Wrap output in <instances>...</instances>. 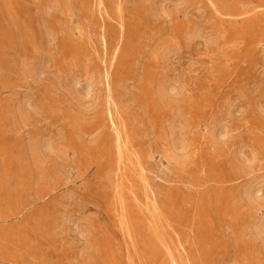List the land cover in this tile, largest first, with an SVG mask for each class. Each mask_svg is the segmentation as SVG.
Listing matches in <instances>:
<instances>
[{"label":"rangeland","instance_id":"rangeland-1","mask_svg":"<svg viewBox=\"0 0 264 264\" xmlns=\"http://www.w3.org/2000/svg\"><path fill=\"white\" fill-rule=\"evenodd\" d=\"M51 1L53 0H13V1L12 0H0V59H1L0 65L3 67L1 68L0 66V88L1 86H3V84H7V83L8 85H10V87L16 86L14 90H11L9 88V89L0 91V108L3 109L8 106L16 105L19 103L18 101H20L24 96H31L32 100L37 103L39 111L42 110L41 113L39 112V114L34 117V120H33L34 128H32L30 131L17 134L12 130L11 127L6 126V124H0V159H1L0 162L3 164V168L5 169V170L3 169L2 171L1 170L2 165L0 164V207H1L0 208V230L3 231V234L0 231L1 233L0 234V264H42V263L44 264H64V263L65 264H76V263L82 264L81 262H77V260L75 261V259H73L75 257L73 256V254H71L74 251H77L78 249L74 248L73 244H70L69 246H67V243L70 242L69 238L74 237L72 233L68 234V236L66 237L67 239L65 238V241L58 240V243L56 245H53L52 242L49 241L48 237H45L43 234H38L35 231L38 220L42 219V221H45V222L47 221V225L49 224V221L52 219V217H49L47 214L52 213L49 211L54 208L55 204H59V203H68L69 205L64 204V206L66 208V211L68 212L70 211L69 213L72 216L78 215V212L81 215V212H82L83 218L91 222L95 230L94 232L99 242V248H100L99 253H98L99 256L96 259V262L94 264H110V263L111 264H142V261H143V264H145L147 254L143 248V245L141 244L142 242L141 238H143L144 236L141 238H138L137 242L139 244L137 248L135 249L136 251L135 253V251H133L132 248L131 249L129 248L128 246L129 244L127 242L128 240H126L125 237L119 231L118 223L115 221L113 213L110 210V206L108 202H109V199L111 198L110 196L111 192L105 188L106 186H104V184H102L97 179V176H96L97 168L93 164V161L94 159H96V157H98L102 153L101 148H103V146L105 145L104 144L105 141H107L106 138H108L109 136V134L107 135L108 130H106L108 128L107 125L102 127L100 131L92 137L90 136V126H89L90 123L86 124L85 126L81 128L82 132L84 131L85 133H87V135L82 136V132L78 133V131H74V129H70L68 126H66L65 121L62 117V112H63L62 109H59L60 106H58V103H56L57 100L63 101L65 97L63 94H58L56 96H53V94L49 92L48 90V85L50 82L56 81L59 77H62L64 75L62 73L61 68H62V62L67 60L69 57V55L65 56V54L67 53L71 54L76 51L79 54V57H81L83 60H86L87 58L90 60V55H91V58H93L94 60L93 65H95V67L103 66L101 64V58L107 59V61L108 59H110L109 62L107 63L111 64L109 73L111 76L110 78H112V82H114V77L116 78L117 76L123 77L124 79L127 80L126 81L127 85L130 87V92L128 93V97L132 95V97H130L131 99L129 98L127 101L131 106L130 111H129L130 115L126 117V123L128 122L127 130H129V128L131 129L128 131V133L132 135L134 134V136L138 135V137H140L141 132H142L141 134L152 132V134L155 135V133L157 132V129L155 128L152 129L151 127H149L151 126V122L149 121L148 115H147L148 114L147 112H151L153 110V106L151 105L149 101H145V99H143L144 97H142L143 96V93H142L143 92L142 91V85H143L142 80L143 79L142 78L145 75V71L143 69L147 65L146 61L149 60L147 53L143 50V43L145 41V38L148 37L149 34L153 33V32H150V30L152 29H154L152 31L158 32L161 37H163L164 35L167 36L170 34L174 37V39L178 40V43H179V45L177 46L178 50L175 56L172 58L171 60L172 63L169 67L170 75L182 76L188 83L190 82V88H192L195 91L194 92L195 95H197L200 100V102L197 101L198 105L196 104V106L193 108V110H195L196 119L199 120L197 122L194 119V121H196V123L200 122L199 123L200 126L194 127V132H193V140H194L193 142H195V144H198L197 146H199V148H197L196 150L197 151L196 168L194 169L197 172V174H194V175L190 174L191 176L186 174L182 176L186 181L189 180L188 182L190 183V185L192 183L191 186L190 185L188 186L189 190L185 191V196L187 197V201H189V203L191 204V206L187 205L184 208L185 210H187V208L189 209L188 214H186L185 223L187 224L188 226L187 229L190 232L189 242L185 247H186V250L189 251L191 242H193L194 238H195L194 240L195 242H200L202 240L207 239L209 247L206 251H208L209 257H207V255L203 256L205 257V262H206L204 264H223V263L226 264V262L230 260V257H232L231 249L225 250V249H221V247L216 248L212 245L211 246L209 245L210 240L214 237H212V235L210 234L209 225L207 223L209 222L208 218L210 215L212 219L211 221H213V229L215 230V236L219 238V240L222 241V243L228 240L229 241L231 240L232 235L229 234V231L227 230L225 231L222 220L219 218V214L217 213L218 211L216 207H218V204L216 201V195H217L218 188L220 185L219 182L222 180L223 175L224 177L227 175L228 176L234 175L233 170L235 169L233 167L231 168V165H230L232 161L230 156L232 154H230V149H228V152L226 151V152H223L222 154L210 152L208 150L207 145L202 141V139L201 141L199 140V137L201 138V136L204 135L205 131H203L202 129L204 128L205 124H207L208 118L212 115H215L216 111L219 108V105H221L223 101L231 102L229 107L222 110L223 114H221L222 112H220L219 114L224 117L226 124L230 123L231 127L234 129L233 135L234 134L237 135V137H235L236 135H234V138H236L235 142L240 143L239 147H241V149L245 153H247V151L249 152L256 151L259 153L260 158L262 159L259 164V166L260 165L261 166H260V170L256 172L255 175H258L260 177L261 175L264 174V124H263L264 114H262L256 106L257 103H261V102L263 104L261 103L260 105L264 106V101H263L264 100V94H263L264 93V47H263L264 46V40H263L264 39V13H263L264 7H262L264 6V0H251L252 5L250 8L253 9L254 16L252 17V20L249 21L247 24H245V20L240 17L227 16V17H222L218 19L216 15H217V11L223 12V13H229L232 9V6H231L232 2H239V1L244 2L248 0H187L186 6L184 5L183 8L180 9L181 12L180 10L176 14L172 12L169 14L170 15L169 17L168 16L165 17L162 14H158L157 17H153L151 12H148V10L144 11L140 7V5L137 4L138 3L137 0H130V1L129 0H112L113 3L111 2V0H105L106 4H105V7L103 8V13H102L104 19H101L100 18L101 16H99V11H97V9L95 8H91L90 5L83 6L82 4H80L79 6L80 0H77V1L67 0L68 3L65 0H61V1L55 0L59 3L60 9H58L57 12L55 11H52V13L51 11L48 12L46 9V6ZM119 1L120 3L121 2L122 3L121 4L118 3ZM5 2L6 4H4ZM261 3H263L262 6L260 5ZM117 5L119 6L120 11L117 10ZM163 5L171 9L172 8L171 5H173V0H165L163 2ZM15 6L17 8H15ZM128 6L129 7L131 6V7L129 8ZM5 9L6 10L10 9V10L6 11ZM111 9H114V11ZM45 14H47V16ZM8 15L9 17H11L10 19L8 18ZM159 17L160 18L162 17L163 19L162 18L160 19ZM136 18L140 22L137 23ZM14 19H17L16 22H14L15 21ZM183 20H185L186 22ZM120 21L122 23V27L119 25ZM13 23H15V25ZM161 23L164 26H162ZM93 24L94 25L96 24V25L94 26ZM184 24L185 26L183 27ZM48 25H50L51 28L56 30L55 31L56 39L54 40V42L53 41L47 42L48 35H47L46 26ZM91 25L93 26V28L91 27ZM169 25L170 27L168 28ZM191 25H193L194 27ZM219 25L228 29V30L224 29L225 31H227L226 37L228 39H238L237 46L233 49V51L230 52V54L228 55V58L226 60H223V61H226L225 62L226 64L224 65L220 64L215 56H211L209 52L205 50L206 39H208L209 35L212 34V29H214L215 26L217 27V29H219ZM58 27L62 29L60 30ZM116 27L118 28V31ZM196 27L197 29H195ZM107 28L109 31L107 30ZM164 28L166 30H164ZM183 29L187 33H190V31L192 32L193 30L194 31L193 37L195 38L194 39L191 38L190 40L186 41V39H184L182 36L184 33H186L184 32ZM105 31L108 32V35H110L109 37L106 34L107 32L105 33ZM167 31L169 32L167 33ZM60 32H63V33H60ZM102 33L105 36V39L103 41V46H101L100 44V38H101L100 35ZM144 33L146 35H143ZM206 34H208V36H206ZM93 36H96V37H93ZM121 36L122 38H124L122 44H120V42H117L118 38ZM61 38H63V40ZM66 38L68 39L66 40ZM261 39L262 41H260ZM70 40L72 43H70ZM138 42L139 43L141 42L142 44L141 43L139 44ZM255 42L256 44L257 43L258 44L256 45ZM71 44L72 45L74 44V46H72ZM203 44H204V47H203ZM59 46L62 48L65 47V49H62ZM115 46L119 47L118 49L119 52L117 55H114L115 54L114 51L117 48ZM131 46H133V48ZM134 48L136 49L135 52H134ZM126 50H127V53H126ZM50 53L53 54L54 57H52ZM96 53L97 55H95ZM140 53L142 56L140 55ZM138 54L141 56V59H140L141 64L140 63L137 64V68H135L136 65L134 66L133 59H135ZM125 55H126V58H125ZM129 56H132L133 58L131 57L129 58ZM117 57H118V60H117ZM51 59H54V60H51ZM56 62L59 66L56 64ZM27 63H30V65H33L36 67L38 66L37 68L40 67L39 70L41 71L42 75L36 82H32V81L30 82L27 79H25L23 76L24 73L22 71L23 70L22 67L24 64H27ZM134 68L137 73L134 71ZM131 77L133 79H130ZM131 80L132 82H130ZM60 95H62L63 97ZM53 97L58 98V99H54ZM37 98H39L40 100ZM202 102L204 106L202 105ZM44 104H47V105L44 106ZM232 105L234 106V108ZM241 105H243L242 107L248 106L247 111H244L242 114L240 112H237V113L234 112L235 109H237V107ZM139 106H141V110ZM252 106L255 108H253ZM53 108H55V110H53ZM248 109L250 110V112L248 111ZM231 111L235 114H232ZM131 116H133V120L136 121L134 122V124L132 123L131 119L129 120ZM238 116H240V118ZM237 119H238V122H237ZM145 120L149 124L145 123ZM96 121L97 122L95 123L98 125L99 124L98 122L100 120L96 119ZM258 121L261 123V125ZM248 127L251 128V130ZM45 128L47 131H45ZM59 129H61L60 130L61 132L58 135L59 137H56L58 150L56 154L52 156L51 159H49V164L47 165V169L54 171V173L56 174H59V176L61 177L60 179L62 180L60 181L62 182L63 185L59 187L60 191L58 190L55 193V195L53 194V196L51 195L50 197H48L46 201L42 203H38V202H35L36 191L41 189L44 185L43 183L41 184V182L37 181L36 173H34V171L32 170L30 171V168L32 167H27L26 165H24L23 159L30 158V152H28L29 148L28 146H25V145H28L29 141H31V139H33L34 136H37L38 138L39 137L40 138L49 137L52 135L54 136L55 133L57 134V131ZM250 131L252 133H250ZM101 132H103L107 136H105ZM241 132H244V133H241ZM246 134L247 136L245 138ZM77 135L79 137H77ZM239 135H241L242 137ZM97 136L98 138L99 137L100 138L99 139L96 138ZM195 137L197 138L195 139ZM239 137L243 138L244 140L243 139L241 140V138ZM94 139L96 141H94ZM145 143H147V145H145ZM133 144L135 147L134 150L141 152L142 161L144 159L143 163L145 165L144 167L147 170V172L149 173L152 171L154 173L157 172L160 169L159 167H161L159 166L158 161L162 160L160 158L161 149L158 143L151 141V139L147 138V136L141 135L140 139L136 141L134 140ZM249 144H251V146ZM19 146L21 148H19ZM147 147L149 149H147ZM147 153H148V156H150L149 159L145 158L147 157ZM152 153H153V156H152ZM16 155L18 158L16 157V159H14ZM67 166L69 168H67ZM15 167H17V169H15ZM161 169L163 170V168ZM211 171H213L212 174H211ZM29 172L31 175H29ZM149 173L147 174V177L148 176L152 177V175ZM24 176L25 178H23ZM5 180L6 182L7 181L8 182L6 183ZM151 180H150V184L153 187V189L155 187L154 190L156 192L158 190L160 191L168 190V191L173 192L174 189L179 184V181L173 175L166 178L165 183L161 182L159 179L154 180L153 177L151 178ZM242 182L243 180L235 183V185L241 186ZM21 187L22 189H20ZM230 187H228L227 190H229ZM27 189L29 191H26ZM211 189H213L212 190L213 195H211ZM208 192L210 193L211 199H209L210 196ZM263 192H264V186H263ZM105 195L108 196V199L107 198L105 199L106 197ZM206 195H208V197ZM139 197L142 198L141 194H139ZM10 198H11V202L8 203L9 202L8 200H10ZM172 200H174V202ZM33 201H34V204H33ZM53 201L56 202L54 203V205L52 204ZM160 201L163 203L162 204V207H163L162 209L164 211L163 219L167 220L170 223H171L170 220H173V222L171 223V227L169 228V233H171L172 228L173 230L177 228L176 223H175L176 221L174 220L176 217H178L176 208L178 206L179 208H181V205L184 206L183 202L181 201V198L179 199V203L174 198H171L169 201L168 199L165 200L164 198H160ZM48 202H50V204H48ZM213 202L216 204H213ZM129 203L132 204L131 202ZM23 205L31 206V208L27 209L25 212H22L23 214H21L15 220L14 212H17L18 211L17 209L19 208V206H23ZM4 206H6L7 208L6 207L3 208ZM169 207H171L172 209H168ZM244 211L246 210L245 209L243 211L241 210V213H238L239 215L238 219L233 223L235 225L234 229L238 228L243 223L244 224L248 223L250 214L248 211L246 212ZM28 214H29V217H28ZM215 214H217V217L214 216ZM207 215H208V218H207ZM263 215H264V212L263 210H261L259 216H263ZM41 216H43V218ZM84 216H87V217H84ZM214 218L217 220H215ZM242 218H243V221H242ZM1 221L4 223H2ZM215 221H218V222H215ZM240 221L241 223H239ZM47 225L45 224L43 226V229H42L43 232L47 230V227H46ZM31 229L33 230L31 231ZM229 236H231L230 239L228 238ZM31 239L33 242L31 241ZM27 242H28V245H27ZM73 243L75 242L73 241ZM226 243H229V242H226ZM47 244L49 246H46ZM43 245L44 247H42ZM8 250H10V252ZM44 250H46V252ZM24 251L26 253L25 255L23 253ZM142 251L143 253H141ZM31 252L33 255L31 254ZM210 253L214 255H211ZM177 255L179 257H182L185 255V253L179 251ZM42 256L44 258H42ZM59 256H61L62 258H60ZM219 256L220 257L222 256L221 257L222 259ZM50 259L52 260L50 261Z\"/></svg>","mask_w":264,"mask_h":264},{"label":"bare ground","instance_id":"bare-ground-1","mask_svg":"<svg viewBox=\"0 0 264 264\" xmlns=\"http://www.w3.org/2000/svg\"><path fill=\"white\" fill-rule=\"evenodd\" d=\"M57 1L53 0V1L48 3V5L46 6V9L48 12H50V11H51V13H52V11L57 12L58 9H60V5ZM59 1H61V0H59ZM65 1H67V0H65ZM75 1H77V0H75ZM137 1H138L137 4H139L140 7L144 11L148 10V12H151L153 17H157L158 14H162L165 17L166 16L169 17L170 16L169 14L172 12L174 14H176V13H178V11L181 8H183L184 5L186 6V2H187V0H173V5H171L172 8L169 9L163 5V2L165 0H162V1L161 0H137ZM111 2H112V0H111ZM67 3H68V1H67ZM118 3H120V1ZM4 4H6V2ZM80 4H82L83 6L90 5L91 8L97 9V11H99V16H101L100 18L104 19L102 13H103V8L105 7V4H106L105 0H80L79 6H80ZM70 5H71V3H70ZM133 5H135V4H133ZM251 5H252L251 0L244 1V2H240V1L239 2H232L231 3L232 9L229 13H223V12L217 11L216 17L218 19L222 18V17H227V16H229V17H240V18H243L245 20V24H247L249 21L252 20V17L254 16L253 9L250 8ZM260 5L262 6L263 3H261ZM66 6H67V4H66ZM63 7H64V5H63ZM120 7H122V6H120ZM262 7H264V6H262ZM5 8H7V7H5ZM15 8H17V7L15 6ZM119 9L120 8L117 5V10L120 11ZM8 10H10V9H7L6 11H8ZM111 10L114 11V9H111ZM185 10H186V8H185ZM180 12H181V10H180ZM9 15H8V18L10 19L11 17H9ZM45 15L47 16V14H45ZM133 17H135V16H133ZM14 20H15L14 22H16L17 19H14ZM124 20H126V19H124ZM79 21H81V20H79ZM121 21L119 22V25L122 27ZM167 21H169V20H167ZM183 21H185V20H183ZM134 22H135V20H134ZM138 22H140V21H138V19H137V23ZM77 23H79V22H77ZM82 23H83V21H82ZM13 24L15 25V23H13ZM80 24H81V22H80ZM161 25H162V23H161ZM166 25H168V24H166ZM194 25H195V23H194ZM221 25H219V29H217L216 26L214 29H212V34L209 35L208 39H206L205 50L208 51L211 56H215L220 64L224 65V64H226L225 63L226 61H223V60H226L228 58V55L230 54V52L233 51V49L237 46L238 39H228L226 37L227 31H225L228 29L222 27L223 25L222 26ZM115 26H117V25H115ZM162 26H164V25H162ZM184 26H185V24L183 25V27ZM191 26H193V25H191ZM91 27L93 28L92 25H91ZM150 27H151V25H150ZM169 27H170V25L168 26V28ZM197 27L195 29H197ZM46 28H47V35H48L47 36V38H48L47 42L48 41L54 42V40L56 39V32H55L56 30L51 28L50 25L46 26ZM116 29L118 31L117 27H116ZM107 30H108V28H107ZM152 30H154V29H152ZM152 30H150V32H153V33L149 34V36L145 38V41L143 43V50L147 53L149 60L146 61L147 65L143 69L145 71V75L142 78L143 79L142 80L143 81V85H142L143 96L142 97H144L143 99H145V101H149L151 103V105L153 106V110L151 112H147L148 114L147 113L146 114L148 115V119L151 122V126H149V127H151L152 129H154V128L157 129V132L155 133V135L152 134V132L146 133V134H141L142 133L141 132L140 137H141V135L147 136V138L151 139V141L158 143V145L161 149L160 158L162 160L158 161L159 166H161V167H159L160 169L157 172H155V173L153 171L150 173L147 172V170L144 167L145 165L143 163L144 159L142 161L141 152L134 150L135 147H134L133 142H134V140L135 141L139 140L140 137H138V135L134 136V134L133 135L129 134L128 131L131 130L130 128H129V130H127V123L128 122L126 123V117L130 115L129 111H130V107H131L127 101L130 97H132V95L128 97V93L130 92V87L127 85V82H126L127 80L121 76H117V78L114 77V82H112V78H110L111 76L109 73L111 64L107 63V62H109L110 59H108V61H107V59L101 58V64L103 66H100V67L96 66L95 67V65H93L94 60H93V58H91V55H90V60L88 58L86 60H83L81 57H79V54L76 51L71 53V54L67 53V54H65V56L69 55V57L67 60L62 62V68H61L62 73L64 75L62 77H59L56 81L50 82L48 85V90H49V92H51L53 94V96H56L58 94L64 95V97H65L64 100L63 101L57 100L56 103H58V106H60L59 109H62V111H63L62 117L65 121L66 126H68L70 129H74V131H78V133H79V132H82L81 128L83 126L90 123V125H89L90 126V136L92 137V136L96 135L102 127L107 125L108 128L106 130H108V133L107 132L106 133H107V135L109 134V136H108V138H106L105 136H107V135H105L103 133L104 131L101 132L105 135L104 137L107 139V141H105V143H104L105 145L103 146V148H101L102 153L98 157H96V159H94L93 164L97 168V174L95 173L97 176V179L102 184H104V186H106L105 187L106 189H108L111 192V195H110L111 198L109 199V202H108L109 206H110V210L113 213L115 221L118 223L119 231L125 237V239L128 240L127 242L129 244L128 245L129 248L130 249L132 248V250L135 251V249L137 248V246L139 244L137 242L138 238H141L144 236L143 238H141L142 242L141 241L140 242L143 245V248L147 254L145 264H204L206 262H205V257H203V256L207 255V257H209V253H208V251H206L209 247L207 239L202 240L200 242H195L194 241L195 238H194L193 242H191L189 251H187L186 247H185L189 242V233L190 232L188 231V229H187L188 226L185 223L186 214H188L189 209L187 208V210H185L184 208L187 205L191 206V204L189 203V201H187V197L185 196V191L189 190L188 186L190 185V183L188 182L189 180L186 181L182 177L186 174H188L189 176H191L190 174H193V175L197 174V172L194 169L196 168V157H197V151L196 150H197V148H199V146H197L198 144H195V142H193L194 141L193 140V132H194V127L200 126V124H199L200 122L196 123V121L198 122L199 120L196 119L195 110H193V108L196 106L197 101L200 102V100H199V97L197 95H195V93H194L195 91L192 88H190V82L188 83L182 76L170 75L169 67L172 63L171 62L172 58L175 56V54L178 50V48H177V46L179 45L178 40L174 39V37L170 34L167 36L164 35L165 37L164 36L161 37L158 32H155ZM164 30H166V29L164 28ZM167 30H169V29H167ZM106 32L107 31H105V33ZM168 32L169 31H167V33ZM184 32H186V31L184 30ZM60 33H63V32H60ZM91 33H93V32H91ZM235 33H236V31H235ZM106 34L108 35V32ZM80 35H81V33H80ZM143 35H146V34L144 33ZM109 36L110 35H108V37ZM182 36L184 39H186V41L190 40L191 38H193V39L195 38V37H193L194 36L193 30H192V32L190 31V33H187V32L184 33ZM206 36H208V34H206ZM93 37H96V36H93ZM100 37H101L100 38V44H101V46H103V41L105 39V36L102 33L100 35ZM90 38H91V36H90ZM61 39L63 40V38H61ZM67 39L68 38H66V40ZM116 39H117V37H116ZM123 39L124 38H122V36H121L118 38L117 42H120V44H122ZM108 40H109V38H108ZM260 41H262V39ZM70 43H72L71 40H70ZM70 43H69V45H70ZM96 43H98V42H96ZM255 44H256V42H255ZM72 46H74V44ZM115 47H117V46H115ZM131 47L133 48V46H131ZM203 47H204V44H203ZM60 48H62V47H60ZM135 48H134V52L136 51ZM62 49H65V47ZM118 49H119V47H117L115 49V51H114L115 54L113 53L114 55L118 54V52H119ZM76 50H77V48H76ZM109 51H111V50H109ZM97 53L95 55H97ZM126 53H127V50H126ZM261 53H262V51H261ZM120 54H121V52H120ZM140 55H141V53H140ZM140 55L138 54L137 57L135 59H133L134 66L136 65L135 68H137V64L140 63V59L142 56V55L141 56ZM51 56L54 57L53 54H51ZM118 57H117V60H118ZM130 57L133 58L132 56H129V58ZM114 58H115V56H114ZM125 58H126V55H125ZM54 59H51V60H54ZM242 60H243V58H242ZM142 61H143V59H142ZM119 62H121V61H119ZM1 64H2V62H1ZM56 64H57V62H56ZM108 64H109V66H108ZM129 66H130V64H129ZM37 67L30 65V63L24 64L22 67L23 68L22 71L24 73L23 74L24 78L30 82L31 81L36 82L42 75L41 71L39 70L40 67L39 68H37ZM1 68H3V67L1 66ZM135 68H134V71H135ZM59 72H61V71H59ZM136 78H138V77H136ZM130 79H133V78L131 77ZM130 82H132V80ZM15 87H13V86L10 87V85H8V83L3 84V86H1V88H0V91L6 90L9 88L11 90H14ZM60 96H62V95H60ZM37 99H39V98H37ZM54 99H58V98H54ZM250 99H252V98H250ZM253 100H254V98H253ZM44 101H45V99H44ZM47 101H49V100H47ZM18 102L19 103L16 105L8 106V107H5L3 109L0 108V124H6V126L11 127L15 133L21 134L23 132L30 131L32 128H34V125H33L34 117L36 115H38L39 112L41 113L42 110L39 111L37 103L32 100L31 96H24ZM135 103H137V102H135ZM230 103L231 102H229V101H223L222 104L219 105V108L216 111L215 115H212L210 117L208 116L209 118L207 117L208 122H207V124H205L204 128L202 129L203 131H205V133H204V135L201 136V138L199 137V140L201 141V139H202V141L207 145L208 150L212 153L222 154L223 152H226V151L228 152V149H230V154H232L230 156V158L232 160L230 165H231V168L233 167L235 169V170H233L234 175H231V176L227 175L225 177L223 175L222 180L219 182L220 185H219L218 192L216 195V201L218 204V207H216L217 211H218L217 213L219 214V218L222 220L225 231L226 230L229 231V234L232 235V237L231 236L228 237L229 239L231 237V240L226 241L229 243H226V242L222 243V241H220L219 238H217L215 236V230L213 229V221H211L212 220L211 216L209 215V218H208V215H207V218L209 219V222L207 223L209 225V232L212 235V237H214L210 240L209 245L210 246L212 245L216 248L221 247V249H225V250L231 249L232 257H230V260L227 261L226 264H264V215L259 216L261 210H263V212H264V192H263V186H264V180H263L264 176L263 175L264 174L261 175L259 173L261 175L260 177L258 175H255V173L260 170L261 165L259 166V164H260L262 159L260 158V155L258 152L247 151V153H245L241 149V147H239L240 143H238V142L236 143L235 142L236 138H234V135H236V134L233 135L234 129L231 127L230 123L226 124L224 117L219 114L220 112H222L223 109L229 107ZM261 103H257L256 106H257L258 110L262 114H264V106H261L260 105ZM255 104H256V102H255ZM45 105H47V104H44V106ZM202 105L204 106L203 102H202ZM234 106H235V104H234ZM234 106H233V108H234ZM242 106L243 105L237 107V109H235L234 112H236V113L240 112L242 114L244 111H247L248 106L247 107L245 105H244L245 107H242ZM139 107L141 110V106H139ZM55 108H53V110H55ZM215 108H216V106H215ZM253 108H255V107H253ZM210 110H211V108H210ZM49 111H50V109H49ZM248 111L250 112L249 109H248ZM143 114H141V115H143ZM221 114H223V112ZM232 114H235V113L232 112ZM131 117L129 118V120L131 119L132 123L134 124V122H136V121L133 120V116H131ZM233 117H235V116H233ZM238 117L240 118V116H238ZM96 119L100 120L98 122L99 123L98 125L95 123V122H97ZM194 119L196 121H194ZM232 120H234V119H232ZM239 121H240V119H239ZM237 122H238V119H237ZM145 123H147L146 120H145ZM147 124H149V123H147ZM129 125H130V123H129ZM260 125H261V123H260ZM85 128H87V127H85ZM249 129L251 130V128H249ZM60 130L61 129H59L57 131V134L55 133L54 136L52 135V136L44 137V138H42V137L38 138L37 136H34V138L31 139V141H29L28 145H25V146H28V148H29V151L28 150L27 151L30 152V158L23 159L24 165H26L27 167H32V168H30V171L31 170L34 171V173H36V176H37V181L41 182V184L43 183V185H44L41 189L36 191L35 202H38V203H42V202L46 201V199H48V197H50L51 195L53 196V194L55 195V193L60 189L59 187L61 185H63L61 182L62 180L60 179L61 177L59 176V174H56V173H54V171L47 169V165L49 164V159H51L52 156H54L58 150L56 137H59L58 135L61 132ZM45 131H47L46 128H45ZM252 131H254V130H252ZM147 132H149V131H147ZM254 132H256V131H254ZM241 133H244V132H241ZM250 133H252V132L250 131ZM83 135H87V133H85L83 131L82 136ZM47 136H48V134H47ZM98 136L96 138H98ZM239 136H241V135H239ZM246 136H247V134L245 135V138H246ZM77 137H79V136L77 135ZM235 137H237V135ZM241 137H239V138H241ZM196 138L197 137H195V139ZM98 139H97V141H98ZM242 139L243 138H241V140ZM145 140H146V138H145ZM94 141H96V140L94 139ZM245 141H247V140H245ZM242 143H243V141H242ZM145 145H147V143H145ZM151 145H152V143H151ZM249 145L251 146V144H249ZM93 146H95V145H93ZM19 148H21V147L19 146ZM147 149H149V148L147 147ZM147 152H148V150H147ZM10 155H11V153H10ZM152 156H153V153H152ZM16 157H17V155L14 157V159H16ZM145 158L146 159L150 158V156H148V153H147V157H145ZM3 159H4V157H3ZM0 161H1V159H0ZM227 163H228V161H227ZM0 164L2 165L1 170L3 171V169H4L3 164L1 162H0ZM67 168H69V167L67 166ZM161 168H163V170ZM15 169H17V167H15ZM201 170H202V168H201ZM229 170H230V168H229ZM230 172H231V170H230ZM16 173H17V171H16ZM148 173L152 175L154 180L159 179L163 183L166 182V178L173 175L179 181V184L177 185V187L174 189L173 192L168 191V190H161L160 191V190H158L159 188L157 189L158 191L156 192L154 190L155 187L153 189V187L150 184V180L152 177H150V176L147 177ZM212 173H213V171H211V174ZM22 174H24V173H22ZM217 174H219V173H217ZM17 175H18V173H17ZM29 175H31L30 172H29ZM23 178H25V176ZM241 180H243L241 186L235 185V183H237ZM28 181H30V180H28ZM47 181H49V182H47ZM5 182H6V180H5ZM200 182H202V181H200ZM19 184H20V182H19ZM191 185H192V183H191ZM232 185H234V186H232ZM228 187H230L229 190H227ZM62 188H64V187H62ZM20 189H22V187ZM212 190L213 189H211V195H213ZM26 191H29V190L27 189ZM108 194H110V193H108ZM139 194H141L142 198L139 197ZM105 196H106L105 199L106 198L108 199V196L107 195H105ZM206 196L208 197V195H206ZM209 196H210V193H209ZM214 196H215V194H214ZM6 198H8V197H6ZM160 198H164L165 200L168 199V201L171 198H174L177 200L178 203H179V199L181 198V201L183 202V205H184V206L181 205V208H179V206L176 208V211L178 213V215H177L178 217H176L174 220L176 221L175 223H176L177 228L174 230L172 228L171 233H169V228L171 227V223L173 222V220H170L171 221V223H170L167 220L163 219V217H164V211L162 209L163 203L160 201ZM183 198H185V199H183ZM2 199H3V197H2ZM54 199H55V197H54ZM209 199H211V196L209 197ZM8 201H9L8 203H10L11 198ZM58 201H59V199H58ZM172 201L174 202V200H172ZM6 202H7V200H6ZM13 202H14V200H13ZM129 202H131L132 204H130ZM54 203H56V202L53 201L52 204L54 205ZM14 204H15V202H14ZM33 204H34V201H33ZM48 204H50V202H48ZM64 204L69 205L68 203L55 204L54 208L49 211L52 213L47 214L49 217H52V219L49 221V224L47 225V221L45 222V221H42V219H40V220H38V223L36 224L35 231L38 234H43L45 237H48L49 241H51L53 245H56L58 243V240L59 241H63V240L65 241V238L68 236V234L72 233L74 237L69 238L70 242L68 241L69 243H67V246H69L70 244H73L74 248L78 249L77 251H74L73 253H71L75 257L73 259H75V261L77 260V262H81L82 264H94L96 262V259L99 256L98 253H99V249H100L99 248V242H98L96 235H95V232H94L95 230H94L91 222H89L85 218H83L82 212H81V215L78 212V215L72 216L69 213L70 211L69 212L66 211ZM213 204H216V203L213 202ZM213 204H212V206H213ZM6 205H7V203H6ZM10 205H12V204H10ZM5 207L6 206H4L3 208H5ZM10 207H12V206H10ZM29 208H31V206H24V205L19 206V208L17 209L18 211L14 212L15 220L17 217H19L21 214H23L22 212H25ZM69 208H71V207H69ZM11 209H13V208H11ZM168 209H172V208L169 207ZM244 209L246 211H248L250 214L249 221L247 220L248 221L247 224L243 223L244 224V225L242 224L243 226L241 225L238 228L234 229L235 225L233 223L238 219V216H239L238 213H241V210L243 211ZM105 211H106V209H105ZM246 211H244V212H246ZM87 216H84V217H87ZM214 216L217 217V214H215ZM28 217H29V214H28ZM41 217L43 218V216H41ZM44 217H46V216H44ZM215 220H217V219H215ZM8 221H6V222H8ZM242 221H243V218H242ZM6 222H5V224H6ZM215 222H218V221H215ZM2 223H4V222H2ZM239 223H241V221ZM45 224L47 225L46 226L47 230L45 232H43L42 229H43V226ZM221 229H223V228H221ZM32 230L33 229H31V231ZM1 232L3 234V231H1ZM221 232H222V230H221ZM31 234H32V232H31ZM223 234H224V232H223ZM228 238H226V239H228ZM31 241H32V239H31ZM73 241L75 243H73ZM27 245H28V242H27ZM32 245H30V246H32ZM46 246H49V245L47 244ZM46 246H45V248H46ZM76 246H78V247H76ZM36 247H37V245H36ZM36 247H34V248H36ZM42 247H44V245ZM10 250H8V251L10 252ZM25 250H27V249H25ZM44 251L46 252V250H44ZM179 251L184 252L185 255L182 257H179L177 255V253ZM39 252H41V251H39ZM63 252H65V251H63ZM23 253H24V255L26 254L25 251ZM135 253H136V251H135ZM141 253H143V251ZM31 254H32V252H31ZM223 254H224V252H223ZM211 255H214V254H211ZM227 256H228V254H227ZM29 257H30V255H29ZM59 257L62 258L61 256H59ZM25 258H27V257H25ZM42 258H44V257L42 256ZM226 258H228V257H226ZM48 259H49V257H48ZM52 259H50V261ZM207 259H206V261H207ZM41 260H43V259H41ZM45 260H46V258H45ZM45 260H43V261H45ZM111 260H113V259H111ZM53 262H54V260H53ZM100 263H101V261H100ZM42 264H44V263H42ZM142 264H143V261H142ZM223 264H225V263H223Z\"/></svg>","mask_w":264,"mask_h":264}]
</instances>
